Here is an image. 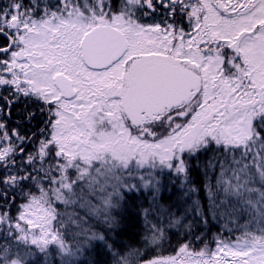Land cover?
Returning <instances> with one entry per match:
<instances>
[{
	"label": "snow or ice",
	"instance_id": "snow-or-ice-1",
	"mask_svg": "<svg viewBox=\"0 0 264 264\" xmlns=\"http://www.w3.org/2000/svg\"><path fill=\"white\" fill-rule=\"evenodd\" d=\"M132 194L142 230L118 244ZM97 249L264 264V0H0V264Z\"/></svg>",
	"mask_w": 264,
	"mask_h": 264
},
{
	"label": "trees",
	"instance_id": "trees-1",
	"mask_svg": "<svg viewBox=\"0 0 264 264\" xmlns=\"http://www.w3.org/2000/svg\"><path fill=\"white\" fill-rule=\"evenodd\" d=\"M211 153L201 155L199 162L193 159L189 162L190 168V180L193 186L198 189V192L194 194V197H199L201 202L207 205L204 165ZM166 190L163 192V203L171 204L183 211L182 201L180 199L181 189L177 185H171V191L167 190L169 187L167 181H165ZM141 206L148 207V200L146 197L132 194L126 202L125 207L122 209L121 225L118 230V235L115 237L118 244L134 242L138 239V233L142 230V215L140 214ZM220 229V225L213 222L210 228V234H215ZM177 238L172 237V245L175 246ZM171 251V249H169ZM85 264H106L107 257L103 252L97 249L94 253L84 258Z\"/></svg>",
	"mask_w": 264,
	"mask_h": 264
},
{
	"label": "flooded vegetation",
	"instance_id": "flooded-vegetation-1",
	"mask_svg": "<svg viewBox=\"0 0 264 264\" xmlns=\"http://www.w3.org/2000/svg\"><path fill=\"white\" fill-rule=\"evenodd\" d=\"M13 112L15 113V118L19 117L21 114H23V105H21L20 107L14 109Z\"/></svg>",
	"mask_w": 264,
	"mask_h": 264
},
{
	"label": "rangeland",
	"instance_id": "rangeland-1",
	"mask_svg": "<svg viewBox=\"0 0 264 264\" xmlns=\"http://www.w3.org/2000/svg\"><path fill=\"white\" fill-rule=\"evenodd\" d=\"M18 116H19V115H18ZM14 118H15V113L13 112V119H14ZM17 118H18V117H17ZM17 118H15V119H17ZM15 119H14V120H15ZM34 123H35V122H34Z\"/></svg>",
	"mask_w": 264,
	"mask_h": 264
}]
</instances>
